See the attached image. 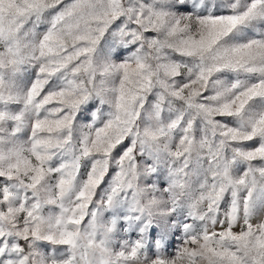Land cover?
Listing matches in <instances>:
<instances>
[{
  "label": "snow or ice",
  "instance_id": "obj_1",
  "mask_svg": "<svg viewBox=\"0 0 264 264\" xmlns=\"http://www.w3.org/2000/svg\"><path fill=\"white\" fill-rule=\"evenodd\" d=\"M0 264H264V0H0Z\"/></svg>",
  "mask_w": 264,
  "mask_h": 264
}]
</instances>
